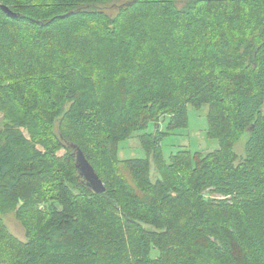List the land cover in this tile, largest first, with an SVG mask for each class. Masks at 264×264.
I'll use <instances>...</instances> for the list:
<instances>
[{
	"label": "trees",
	"instance_id": "1",
	"mask_svg": "<svg viewBox=\"0 0 264 264\" xmlns=\"http://www.w3.org/2000/svg\"><path fill=\"white\" fill-rule=\"evenodd\" d=\"M112 1L0 0V208L18 207L26 230L19 241L0 224L9 264H264V0H134L106 32ZM162 51L160 77L149 61ZM204 103L219 107L215 152L166 162L145 134L147 160L119 159L129 131L165 114L185 125ZM73 145L105 192L81 177Z\"/></svg>",
	"mask_w": 264,
	"mask_h": 264
},
{
	"label": "rangeland",
	"instance_id": "2",
	"mask_svg": "<svg viewBox=\"0 0 264 264\" xmlns=\"http://www.w3.org/2000/svg\"><path fill=\"white\" fill-rule=\"evenodd\" d=\"M39 2L42 0H38ZM134 0H113L108 5H104L101 7V10L109 17V21L106 24L101 25V29L105 30L106 32H109L112 28L117 26L119 24L120 28H124L122 23H117L116 21L118 18L121 19L120 14L122 13L123 8L127 5H130V3ZM185 0H177V5L179 7H183L185 5ZM115 25H109V24ZM147 23H145V26ZM95 26V25H93ZM92 26V27H93ZM96 27V26H95ZM141 30V29H139ZM137 32H132L128 36H125L124 41L126 45H133L135 44V40H137L136 37H132L133 35H138ZM152 31V29H151ZM126 45H121L120 48L115 49V47H118V42L116 46L110 45L111 50L110 51H97V54H103L106 52H113L115 53L116 57H119L120 54L123 51H125ZM153 45L151 44V47ZM134 47V46H133ZM26 48V47H25ZM138 47H134L132 49H136ZM99 50V48H97ZM141 54L143 53V50H140ZM96 54V55H97ZM87 54H84L81 56L84 57ZM146 55V54H145ZM145 55L141 57L143 59L142 61H145ZM125 55H123L124 57ZM127 57V54H126ZM238 56H234L231 58V60H237ZM151 59V58H150ZM156 62L153 64L152 61H149L147 58V61L150 62L149 67L151 69L156 71L157 73H160V77H162L165 72L160 71V68H167L170 65V61L172 59V52H157V55L155 56ZM117 62L121 61L120 58L116 59ZM116 60H114L112 63L116 64ZM37 61V60H36ZM38 62V61H37ZM17 61H12V64L14 66H18ZM123 63V62H122ZM121 63V64H122ZM109 64H111L109 62ZM119 64L117 68L121 65ZM19 67V66H18ZM20 71H23L24 75L32 74L34 75L35 72L32 70L24 69V66L20 64L19 67ZM136 73V72H135ZM0 77H3L1 75ZM55 80L58 78H55V76H52ZM166 82L161 81L160 86H163ZM159 86V83H158ZM161 90V89H160ZM163 91H166V89H162ZM218 107L217 103H204L203 105L199 106H188L187 113H188V120L185 125H179L177 127H173L172 124V118L173 115L165 114L160 117H154L150 120H146V126L142 124V130H137L135 132L129 131L125 136L122 138V140L119 143L118 146V157L121 161L123 160H129V159H144L147 160V154L145 149L142 146V143L144 141L149 142V139L145 138V134H153L154 139H157V143H159V146H161V151L163 153L164 159L166 162H170L171 157L173 154H176L179 151L187 150L191 152V154H208L215 152L218 150L221 145L220 141L218 139L211 138L209 136V120H208V114L210 109L214 110V108ZM219 108V107H218ZM65 110H68V105L65 107ZM106 118V117H105ZM2 124V122H1ZM126 122H115L109 132L108 135L103 134V140H105L110 135V131L112 132H119L122 126H124ZM87 132V131H86ZM88 133V132H87ZM89 134V133H88ZM90 135V134H89ZM248 133L244 132L241 134L237 142L233 146V151L236 155L239 156V158L245 157V145L248 140ZM77 159V155L75 157ZM76 164V162H75ZM157 166L154 164V162L151 161V167H150V179L152 181H156L158 178H162L160 174L157 171ZM82 177V176H81ZM18 207H13L11 209H4L2 210L0 208V224L4 226V228L17 240L19 241H26V230L22 223L18 220L16 211ZM2 241V234L0 232V242ZM6 246L1 245L0 246V256L1 254L3 257H0V263L4 262L5 264H9L12 260L9 258V254L3 252L2 250L5 249Z\"/></svg>",
	"mask_w": 264,
	"mask_h": 264
},
{
	"label": "water",
	"instance_id": "3",
	"mask_svg": "<svg viewBox=\"0 0 264 264\" xmlns=\"http://www.w3.org/2000/svg\"><path fill=\"white\" fill-rule=\"evenodd\" d=\"M5 11L11 16H15V13L4 7ZM1 121V118H0ZM77 155L76 169L79 174L86 180L87 185L94 190L96 193H103L106 191V187L101 178L96 173L95 169L91 166L89 161L86 159L84 153L75 145L71 146Z\"/></svg>",
	"mask_w": 264,
	"mask_h": 264
}]
</instances>
